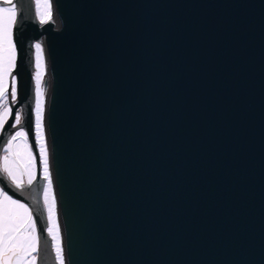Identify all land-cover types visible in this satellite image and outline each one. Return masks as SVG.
<instances>
[{"label":"water","instance_id":"95a60500","mask_svg":"<svg viewBox=\"0 0 264 264\" xmlns=\"http://www.w3.org/2000/svg\"><path fill=\"white\" fill-rule=\"evenodd\" d=\"M50 2L41 24L15 0L14 36L18 73L34 41L49 71L66 264H264V0ZM43 186L15 197L38 225ZM40 263L56 264L50 240Z\"/></svg>","mask_w":264,"mask_h":264},{"label":"snow or ice","instance_id":"6c2138e0","mask_svg":"<svg viewBox=\"0 0 264 264\" xmlns=\"http://www.w3.org/2000/svg\"><path fill=\"white\" fill-rule=\"evenodd\" d=\"M35 10L41 24L53 18L50 0H35ZM19 12L14 0H0V135L9 131L0 154V264H40L42 243L50 240L56 264H66L65 248L58 219L57 197L54 193L49 152L45 137V92L43 87L44 60L41 44H35V109L34 139L21 127L23 112L13 107L18 103L17 40L14 36ZM11 101V104H10ZM9 120L12 122L9 123ZM35 143L37 150L33 151ZM37 156L40 163L37 164ZM38 173L44 181L39 201L40 209L29 206L26 198H15L38 183ZM5 181L7 183H5ZM8 189V190H6ZM11 192V194H10Z\"/></svg>","mask_w":264,"mask_h":264},{"label":"flooded vegetation","instance_id":"af4514ba","mask_svg":"<svg viewBox=\"0 0 264 264\" xmlns=\"http://www.w3.org/2000/svg\"><path fill=\"white\" fill-rule=\"evenodd\" d=\"M14 2H15V0H14ZM37 43L41 44V46H42V43L40 41L39 42L38 41H34V43H33V51L34 52H33V58H32V61H31V65H30V63L25 65V68L22 70L21 74L18 73L19 70H18V67H17V69H16V71L14 73L15 75H17L18 81H19V83H18V103H16L15 105H12L13 111H14L13 114H15L16 111H18V110H21L23 112V121H22L21 127H24L23 123L26 121V119L24 118V114H25L24 108H23L22 104L20 103V101H21L20 100V96L24 95L25 97H28L29 90H31V93H32L31 94V97H32L31 108H32V111H33V115H32L33 121H32V124H31L32 130L34 129V109H35V72H36V68H35V54H36L35 44H37ZM42 49H43V47H42ZM44 56H45V54H44ZM44 63H45V67L47 68V65H46L45 61H44ZM46 77H47V75L43 76V87H44V92H45V102H46V98H47V96H46L47 95V92H46L47 86L45 85ZM29 79H30V81H29L30 85L28 83ZM20 83H22V85H20ZM47 91H48V89H47ZM10 104H11V101H10ZM15 130H18V128L17 129H13V132ZM47 148H48V146H47ZM36 150H37V146H36ZM2 151H3V149H2ZM2 151H1V154H2ZM49 159H50V157H49ZM39 163H40V159H39V156H37V164L39 165ZM50 169H51V163H50ZM51 247H52V244H51Z\"/></svg>","mask_w":264,"mask_h":264},{"label":"bare ground","instance_id":"6f19581e","mask_svg":"<svg viewBox=\"0 0 264 264\" xmlns=\"http://www.w3.org/2000/svg\"><path fill=\"white\" fill-rule=\"evenodd\" d=\"M43 60L45 61V56H44V52H43ZM44 68H45V71H44V75L46 76L49 71L47 70V68L45 67V63H44ZM46 92H47V89H46ZM46 144H47V141H46ZM51 170V169H50ZM54 193H55V190H54ZM57 211H58V208H57ZM58 214H59V211H58ZM59 219V217H58ZM59 223H60V219H59ZM61 233H62V230H61Z\"/></svg>","mask_w":264,"mask_h":264}]
</instances>
